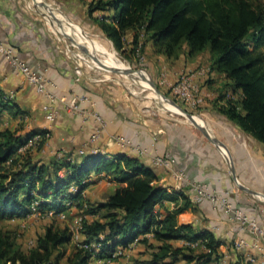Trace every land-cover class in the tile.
Instances as JSON below:
<instances>
[{
	"label": "trees",
	"instance_id": "16d2710c",
	"mask_svg": "<svg viewBox=\"0 0 264 264\" xmlns=\"http://www.w3.org/2000/svg\"><path fill=\"white\" fill-rule=\"evenodd\" d=\"M79 1L89 22L124 59L126 51L136 52L139 44L140 52L149 44L153 53L167 58H176L182 50L188 57L207 51L208 73L223 78L215 110L264 143V0ZM127 30L132 32L129 49ZM2 96L0 116L4 111L21 113L13 99ZM44 133L0 128V219L24 218L34 203L39 215L74 208L84 215L79 239L66 256L72 240L68 225H46L27 249L12 231L0 229V264H60L63 258L67 264H124L119 259L133 242L142 249L128 264H222L219 247L224 241L198 224L178 223L179 214L197 207L184 189L159 185L152 165L125 153L44 160V138L18 152L34 135ZM90 174H104L118 186L105 201L91 202L83 195ZM199 240V249L174 244ZM92 243L99 244L97 251ZM118 249L123 253L113 257ZM234 252L235 259L227 264H255Z\"/></svg>",
	"mask_w": 264,
	"mask_h": 264
},
{
	"label": "crops",
	"instance_id": "0c3cea01",
	"mask_svg": "<svg viewBox=\"0 0 264 264\" xmlns=\"http://www.w3.org/2000/svg\"><path fill=\"white\" fill-rule=\"evenodd\" d=\"M29 2L28 0H0V42L10 47L30 67L50 79L56 85L57 94H64L68 98L73 93L87 96L89 102L82 104L81 107L86 110H96L105 122V129L95 142L86 143L94 130L92 119L83 120L68 112L61 102L51 105L56 117L52 121L49 120L46 110L49 105L48 100L37 93L32 85L27 84L2 55H0V93H12L13 101L21 113L4 111L0 116V128L17 129V133L49 131V137L45 140L42 156H40L44 160L51 158L78 160L81 155L89 153L92 147L98 148L108 157L115 153L137 156L148 165H151L149 161L151 156L172 157L174 168L184 172L188 181L206 182L211 191L217 195H226L235 207L248 217L256 219L257 223L264 228V204L259 201L262 198L258 196L259 199H256L254 195L238 186L239 183L264 195V143L242 132L233 122L215 110L213 101L223 81L220 74L212 72V76L216 74L219 77L212 82L213 86L218 88L212 89V92L208 94L209 98L204 100L202 110L216 121L218 137L226 148L227 154L217 149L209 140L204 141L181 124L166 118L142 115L138 103L123 89L89 80L86 74L79 81H75L71 58L78 53L71 49L72 53L67 52L64 49L65 45L55 40L45 28L41 18L34 13ZM82 33L84 36L87 35L83 31ZM129 33L132 35V32L127 30L125 36ZM102 46L104 49L107 45ZM145 49L152 50L149 44L145 46ZM204 52L189 58L183 52L176 58H167L162 54L153 53L154 59L149 60L146 66L156 83L162 84L174 80L182 68L189 70L196 67ZM206 54L210 64L209 53ZM100 55H103L106 61L105 54L100 52ZM117 63L114 65H118ZM120 65L124 72L134 79L135 74L127 71L122 64ZM87 66L84 64V67ZM160 71L165 72L166 80L169 81L160 78L162 75ZM139 77L148 87L150 86L142 75ZM113 135L129 139L138 148L145 149L146 155H139L131 148L116 145L111 139ZM80 150L83 154H79ZM230 164L236 180L232 176ZM153 168L158 175L159 185L175 186L171 175L162 168ZM59 174L62 175V172ZM88 180L90 184L83 195L91 202L105 201L112 194L111 191L118 187L115 183L109 182L104 174H90ZM162 205L172 207L173 204L163 202ZM195 207H197L196 210L189 209L179 214L177 221L198 224L220 237L224 241V244L219 247V251L224 253L222 264L235 259L233 242L238 238L246 243L240 249L234 248L238 254L245 260L249 257L257 261L261 260L264 253V241L257 239L249 228H241L238 222L228 219L220 209L212 208L208 202ZM155 209H160L159 205H156ZM174 244L182 245L183 241H177ZM229 244H231L230 248H228Z\"/></svg>",
	"mask_w": 264,
	"mask_h": 264
},
{
	"label": "rangeland",
	"instance_id": "374dc122",
	"mask_svg": "<svg viewBox=\"0 0 264 264\" xmlns=\"http://www.w3.org/2000/svg\"><path fill=\"white\" fill-rule=\"evenodd\" d=\"M28 1H30L29 3H30L32 10L35 11L34 13L37 14L41 18L42 22L44 23L45 28L55 38V40L60 44L61 43L65 44L64 41L70 44L71 42H69L68 39H65L66 37L64 38L62 34H58L55 31L52 25L46 20V17H42L36 12V6L31 3V0H28ZM34 1L37 3V0H34ZM43 1H46L47 3H49L50 11H55V14H57L58 17L61 18V20H63V22L69 23L77 27L78 29L82 30L88 35L89 37L88 39L84 37H82L83 38L82 39L80 37L81 38L80 40L83 43V46L89 47V50L84 52L85 56L83 58L84 64L86 66L88 64V66L85 67L84 72L87 75V78L89 80L90 79L96 80L98 82L106 83L113 87H118L119 89H123L129 96L134 98L135 101L138 103L137 105H139L138 108L142 115H148L151 118L160 117V118H166V119L172 120L178 124H181L182 126L187 127L188 129H190L193 133H195L198 137H200L204 141H208L205 138V136L190 122V120L185 115L183 114L181 115L177 113L176 111H174L172 107L158 95H157L158 97H152V96L150 97L149 93H153L152 89L150 86L148 87L144 83V81L141 79V77H139V75H142L143 77H145V80L149 82V80L147 79V76H148L156 84V87L161 91V93L163 92H165L166 94L168 93L169 96H166L165 93L163 94L172 100L176 99L177 102L175 100L173 101L177 105H179L186 113L197 115V117H199L201 120L205 122L206 124L205 126L207 128V131L210 133V135L220 140V138L218 137V134H219L218 129L215 126L216 121L211 119V117L202 110L204 102L199 107L193 109L185 105L183 102H181L177 98H175V96H173V94L171 93L170 85L171 83L175 81L178 73L176 74L174 80L169 81V80H166L165 72L160 71V74H162L160 78L162 79L164 78L166 81H169V82H164L162 84L156 83V81L153 79L152 75L150 74L146 66L149 60L154 59L153 57L155 54H153L152 50L144 48L143 52H140L142 54V57L140 59L135 55V52L126 51L127 59H124L118 52L114 50L111 42L108 41L104 37V35L101 34L96 29L97 27L94 26V24L89 22V20L86 18L83 5L79 0H43ZM83 1L88 2L90 0H83ZM37 5L39 6L38 3ZM44 8H45V12L47 13L48 11L47 8L46 7ZM96 14L98 15L99 12H97ZM73 35L71 37L75 39L77 43V39L79 38L78 36H75V35L73 37ZM125 39H126L125 45L127 49H129L131 34L130 33L127 34L125 36ZM103 44L107 45L108 47L106 46L103 49V46H102ZM95 45H98L100 49L105 50L104 57L107 61L111 62L112 64L118 62L122 64L125 68L126 67L133 68L137 70L141 69L143 71H134V72L131 71V73L135 74L134 79L132 77H129L125 72L112 71L114 70L113 68L102 64L101 60H99L100 52L95 49ZM109 47L113 49L114 51L109 49ZM70 49L74 51L75 53L82 52L75 45H72ZM181 52L185 53V50H182ZM206 53L207 51L201 55L199 64L196 67L191 68L189 70H195L201 67L203 68L209 67L208 55ZM186 57L189 58L187 55ZM185 69L186 68H182L181 71H187ZM218 79L219 77L216 74L212 76V73L210 74L208 73V75L197 78L195 80V82L200 87L201 91L203 92L204 100L206 98H209L208 94L212 92V89L216 90L218 88V87L217 88L214 87L212 84L214 80H218ZM168 158H172V157H168ZM172 166H173L172 169L178 170L174 168V163L172 164ZM163 170L167 172L169 175H171V171H167L165 169ZM193 183L204 184L207 187H209V185L206 182H193ZM112 192L113 191H111V193ZM253 197H255L256 199H259L256 196H253ZM259 201L264 204V201L262 199H259ZM206 202L207 201H204L203 203H206ZM60 213H63L64 217H61ZM60 213L53 214L50 216L42 214V215H38L34 217L26 216L24 218H13L10 220L0 219V229L12 231L13 234L16 236V240L21 245V247L23 249H27L28 247L33 245L36 237L42 234L46 225L50 223H52L55 227L68 225L70 227L71 232L74 233V226H75L74 219L80 213L77 212V210L74 208H70L69 210H66ZM78 239L76 240L73 238L71 240V243L67 245L66 254H65L66 256L72 252V248H73L72 245L76 243ZM140 249L142 248H138L137 246H134L131 250V252L133 253L130 254L131 252H128L127 254H125L124 257H121L119 261L123 262L124 264L130 263V260L133 258V256L140 257V254L137 253V251ZM60 264H67L64 258L60 261ZM89 264H101V262L92 261ZM175 264H182V262H178Z\"/></svg>",
	"mask_w": 264,
	"mask_h": 264
},
{
	"label": "built area",
	"instance_id": "2783aa9c",
	"mask_svg": "<svg viewBox=\"0 0 264 264\" xmlns=\"http://www.w3.org/2000/svg\"><path fill=\"white\" fill-rule=\"evenodd\" d=\"M62 36L65 38L63 34ZM64 42H65L64 49H66L67 52L69 51L71 52L70 47L73 44L71 43L68 44L66 43V41ZM135 54L139 59L142 57V54L140 53V44L137 46ZM0 55H2L6 59V61L14 71H16L18 74H20L23 77V80L27 84L32 85L37 93L43 95L48 100L49 105L46 107V110L48 112L47 118L49 120L52 121L56 117L55 111L51 109V105L56 102L57 103L61 102L64 104L65 109L68 112L81 117L83 120H87L88 118L92 119L94 123V130L91 133L86 143L91 144L97 140L99 134L105 129V122L96 110H90V109L86 110L81 107L82 104L89 102V98L87 96L73 93L71 94L70 98H68L64 94H60V95L57 94L55 92L56 85L50 79L46 78L41 73L36 71L34 68L30 67L24 61H22L13 52V50L10 47L5 46L1 42H0ZM71 59L73 61V71L75 75L74 80L79 81L81 77L85 74L84 61L81 52L78 54H74V57ZM208 72H209V67H205V68L201 67L195 70L178 72L175 81L170 85L171 93L173 94V96H175V98L183 102L188 107L193 109L199 107L201 104H203L204 97H203V92L201 91L200 87L197 85L195 80L197 78L204 77L205 75H207ZM2 97L4 100H12L13 94L5 93L3 94ZM48 137H49V131H45L43 136L34 135L32 138H30L27 141V143L24 146L18 149V152H22L26 148L33 146L37 140L41 138H44L46 140ZM111 139L116 145L120 147L131 148L137 151L139 155H146L145 149L138 148L129 139L123 136L113 135L111 136ZM89 153H104V152L100 151L96 147H92ZM79 154H83V151L80 150ZM149 161L153 167L162 168L167 171H171V176L175 183V186L173 188L178 190L184 189V191L191 196V200L194 204L199 205V204H203L204 201H207L212 208L220 209L228 219L238 222L241 228H249L251 233L257 239L264 241V228L257 223L256 219L248 217L239 208L235 207L226 195H217L213 193V191H211L209 187H207L204 184L193 183L188 181L185 178L182 171L172 169L173 167L172 164L174 163V159L172 158H166V157L154 155L150 157ZM35 205H36L35 203L31 205L30 213L28 216L34 217L39 215V212L37 211ZM53 214H54L53 211H48L44 215L50 216ZM60 216L64 217V214L60 213ZM83 217L84 215L82 214H78L75 217L74 219L75 226H74V233L72 232V236H73L72 239L73 238L76 240L78 239L79 231L80 228L82 227L81 222ZM149 235L150 234H148L147 236ZM135 243L136 242H133L131 245H129L128 249L126 250V253L132 250V248L135 246ZM183 244L188 245L192 249H199L203 247L201 244V240L195 242L183 241ZM245 245H246L245 241L240 238L236 239L233 242V246L235 249H240ZM82 246L87 248L89 245L83 244ZM90 247L93 248L94 251H97L99 248V244L92 243L90 244ZM122 253L123 251L118 249L113 254V257L116 256L118 257ZM247 260L255 264H264V253H262V258L260 261H257L253 257H249Z\"/></svg>",
	"mask_w": 264,
	"mask_h": 264
},
{
	"label": "bare ground",
	"instance_id": "6f19581e",
	"mask_svg": "<svg viewBox=\"0 0 264 264\" xmlns=\"http://www.w3.org/2000/svg\"><path fill=\"white\" fill-rule=\"evenodd\" d=\"M31 2H32V4L33 5H35L37 8H39V9H41V4L43 3V0H37V3L39 4V6L37 5V3L34 1V0H31ZM47 18H46V20L48 21V22H50L51 23V25H52V27L55 29V31L57 32V33H59V34H64V35H66V36H68V37H71L73 34L75 35V36H78V38L79 39H77V43L80 45V46H82L83 48H84V50L81 52V55H82V58H84V52L85 51H87V50H89V47H85V46H83V43L81 42V38L82 37H84V38H86V39H88L89 37L87 36V35H83V33H82V30H80V29H78L77 27H75V26H73V25H71V24H69V23H66V22H63V20H61V18H59L58 17V15L56 14L55 15V12L53 11V13H54V15H55V17H56V21H53L52 19H50V17H49V13L51 12L52 13V11H50V8H49V6L47 5ZM45 9V8H44ZM56 24H55V23ZM74 35H73V37H74ZM81 37V38H80ZM72 38V37H71ZM83 39V38H82ZM75 40V39H74ZM79 41V42H78ZM95 49L96 50H98L99 52H102V53H105V50H103V49H100L99 47H98V45H95ZM97 52V51H96ZM100 58H99V60H101V63L102 64H104V65H106V66H109V67H111V68H113L114 70H116V71H118V72H124V70L122 69V67H121V65H120V63H117L118 65H114V64H112L111 62H109V61H105L104 60V58H103V56L102 55H100L99 56ZM127 68V67H126ZM127 71H129V72H131L130 71V68H127ZM127 74V73H126ZM128 75V74H127ZM129 76V75H128ZM130 77V76H129ZM144 79H145V77H143ZM149 85H150V83H149ZM150 87H151V85H150ZM151 89H152V87H151ZM152 92L154 93H149V95H150V97L152 96V97H158L157 96V94H155V92L153 91V89H152ZM160 97V96H159ZM163 99V98H162ZM164 100V99H163ZM165 101V100H164ZM166 102V101H165ZM171 106V105H170ZM172 107V109L174 110V111H176L177 113H179V114H181V112H179V110H177L175 107H173V106H171ZM182 115V114H181ZM192 119H193V121L195 122V123H197L198 125H200L201 127H205L206 128V124H205V122L203 121V120H201L199 117H197V115H193V117H192ZM219 149H221V148H219ZM221 150H223V149H221ZM224 152H225V150H223Z\"/></svg>",
	"mask_w": 264,
	"mask_h": 264
},
{
	"label": "water",
	"instance_id": "95a60500",
	"mask_svg": "<svg viewBox=\"0 0 264 264\" xmlns=\"http://www.w3.org/2000/svg\"><path fill=\"white\" fill-rule=\"evenodd\" d=\"M47 5L49 6V3H47L46 1H43V3L41 4V9H39L38 10V8L36 7V12L40 15V16H42V17H46L47 15V13L45 12V9H44V7H47ZM55 12V11H54ZM56 15V14H55ZM55 15H54V13H53V11H52V13L50 12L49 13V17H50V19H52L53 21H56L57 19H56V17H55ZM47 18V17H46ZM64 35V34H63ZM73 45H75V46H77V48H79L81 51H83L84 50V48L82 47V46H80V45H78L77 43H76V41L73 39V38H71V37H68V36H66V35H64ZM112 70V69H111ZM110 70V71H111ZM112 71H114V72H116V70H112ZM130 71H132V72H134V71H143V70H137V69H133V68H130ZM147 79L149 80V83H150V85H151V87H152V89H153V91L155 92V94H157V95H159L161 98H163L169 105H171V106H173V107H175L177 110H179V112H181V114H183V115H185L189 120H190V122L205 136V138L207 139V140H209L211 143H213L218 149L219 148H221V149H223V150H225V152H226V154H227V150H226V148L224 147V145H223V143L220 141V140H218L217 138H215V137H212L211 135H210V133L207 131V128H205V127H201V126H199L197 123H195L194 121H193V119H192V117H193V115L192 114H189V113H186L179 105H177L172 99H170V98H168V97H166L163 93H161V91L156 87V84L147 76ZM231 165V164H230ZM231 167V171H232V176L234 177V179H235V175H234V170H233V167H232V165L230 166ZM236 180V179H235ZM238 186H239V188H241L242 190H244V191H246V192H248V193H250V194H252V195H254V196H259V197H261L262 198V200L264 201V195L263 194H261V193H258V192H256V191H253V190H250V189H248L247 187H245V186H243V185H240L239 183H238Z\"/></svg>",
	"mask_w": 264,
	"mask_h": 264
}]
</instances>
